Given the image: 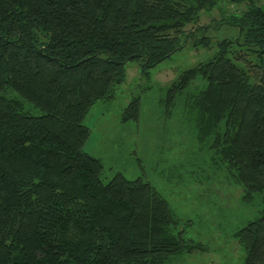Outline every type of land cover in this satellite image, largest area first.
<instances>
[{
	"label": "trees",
	"instance_id": "16d2710c",
	"mask_svg": "<svg viewBox=\"0 0 264 264\" xmlns=\"http://www.w3.org/2000/svg\"><path fill=\"white\" fill-rule=\"evenodd\" d=\"M244 8H234L242 2ZM228 2L222 21L238 34L182 71L161 103L182 97L199 148L225 166L248 203L264 196V69L251 81L241 46L264 53V6L254 0H0V264H172L205 252L186 237L169 200L141 177L103 182L99 158L84 150L85 118L125 80L182 49L202 11ZM240 11H239V10ZM238 10V12H237ZM240 53V52H239ZM198 78V79H197ZM200 79L203 83H200ZM140 97L123 120L138 119ZM234 235L243 264H264V211Z\"/></svg>",
	"mask_w": 264,
	"mask_h": 264
},
{
	"label": "rangeland",
	"instance_id": "374dc122",
	"mask_svg": "<svg viewBox=\"0 0 264 264\" xmlns=\"http://www.w3.org/2000/svg\"><path fill=\"white\" fill-rule=\"evenodd\" d=\"M254 2L264 6V0ZM247 3L234 8H244ZM232 6L226 2L202 11L197 24L185 27V32H190L207 26L202 32L195 29L194 34L196 38L207 36V46L195 47L188 37L182 49L150 68L148 76L142 74L138 61L128 62L125 80L115 88L114 96L96 101L85 118L90 134L84 150L101 160L102 181L117 172L127 179L149 181L183 220L185 236L208 246L205 252L178 255L172 264H243L245 251L234 233L264 211L262 192L254 193L251 202L242 201L243 190L228 169L213 162L209 150L199 148L193 123L182 111V97L170 114L161 103L167 86L182 71L212 57L219 41L238 34L236 26L222 21L221 11L229 14ZM234 47H239L236 55L242 56L237 63L256 81L261 70L258 66L264 69V53L260 63L259 52L246 54L243 47ZM136 96L140 97L139 118L123 120L125 107Z\"/></svg>",
	"mask_w": 264,
	"mask_h": 264
}]
</instances>
